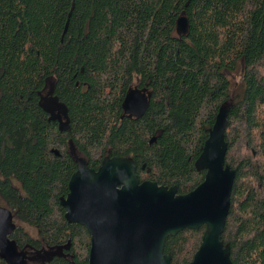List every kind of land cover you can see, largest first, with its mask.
Instances as JSON below:
<instances>
[{
	"label": "trees",
	"instance_id": "trees-1",
	"mask_svg": "<svg viewBox=\"0 0 264 264\" xmlns=\"http://www.w3.org/2000/svg\"><path fill=\"white\" fill-rule=\"evenodd\" d=\"M135 84L153 93L142 118L122 109ZM224 105L236 179L222 240L233 264H264V0H0V201L28 264H89L91 235L61 205L78 158L131 157L142 182L189 194ZM204 232L170 237L172 264L191 263Z\"/></svg>",
	"mask_w": 264,
	"mask_h": 264
},
{
	"label": "water",
	"instance_id": "water-1",
	"mask_svg": "<svg viewBox=\"0 0 264 264\" xmlns=\"http://www.w3.org/2000/svg\"><path fill=\"white\" fill-rule=\"evenodd\" d=\"M188 32L184 12L177 33ZM152 95L148 88L131 87L122 103L124 115L142 118ZM58 106L67 116L66 107ZM228 117L229 106L224 105L196 161L198 171H206L205 180L186 195H180L177 187L142 182L131 157H106L98 170L78 158L61 205L66 219L84 226L91 235L89 264H172V255L165 253L166 241L184 230L203 227L202 243L189 264H233L231 247L222 240L236 179V171L226 163ZM16 228L13 212L0 206V259L28 264V254L10 238Z\"/></svg>",
	"mask_w": 264,
	"mask_h": 264
},
{
	"label": "flooded vegetation",
	"instance_id": "flooded-vegetation-1",
	"mask_svg": "<svg viewBox=\"0 0 264 264\" xmlns=\"http://www.w3.org/2000/svg\"><path fill=\"white\" fill-rule=\"evenodd\" d=\"M135 86H137V85H135ZM51 98H52V96H51ZM43 100L45 102V106L47 108L49 107V112L58 120V128H60L61 130L62 129L68 130L69 127L67 125L68 123L66 120L67 116H63L61 114V112L58 110L59 106H58L57 101L55 100V102H54L52 100H48V95L43 97Z\"/></svg>",
	"mask_w": 264,
	"mask_h": 264
},
{
	"label": "rangeland",
	"instance_id": "rangeland-1",
	"mask_svg": "<svg viewBox=\"0 0 264 264\" xmlns=\"http://www.w3.org/2000/svg\"><path fill=\"white\" fill-rule=\"evenodd\" d=\"M228 77L231 79L233 85H239L242 82V74L241 73H236V74H230L228 73ZM136 85V84H135ZM18 186H20L19 183L16 182ZM0 206L6 207L1 201H0ZM23 227L31 233V235L35 238L38 237V232L35 229H32L29 227L27 224L22 223Z\"/></svg>",
	"mask_w": 264,
	"mask_h": 264
}]
</instances>
